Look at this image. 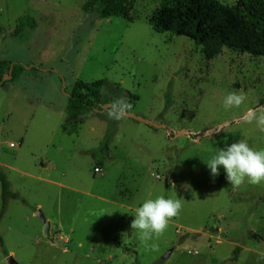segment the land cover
Returning a JSON list of instances; mask_svg holds the SVG:
<instances>
[{
    "label": "rangeland",
    "instance_id": "1",
    "mask_svg": "<svg viewBox=\"0 0 264 264\" xmlns=\"http://www.w3.org/2000/svg\"><path fill=\"white\" fill-rule=\"evenodd\" d=\"M86 2L0 0V59L27 69L0 88V170L26 200L10 199L0 221V264L9 256L18 264H264V183L230 185L223 168L213 177L206 165L239 140L264 149L255 122L264 58L225 49L207 60L194 41L153 31L148 19L161 0H135L134 22L86 15ZM26 16L36 28L18 34ZM101 79L105 110L123 101L167 130L123 115L102 149L106 122L65 113L76 80ZM231 92L245 99L225 109ZM158 195L181 208L153 251L131 229V213Z\"/></svg>",
    "mask_w": 264,
    "mask_h": 264
},
{
    "label": "trees",
    "instance_id": "2",
    "mask_svg": "<svg viewBox=\"0 0 264 264\" xmlns=\"http://www.w3.org/2000/svg\"><path fill=\"white\" fill-rule=\"evenodd\" d=\"M135 0H87L83 6L86 15H95L100 20L120 18L134 22ZM148 23L157 33H170L186 37L201 46L207 60H213L223 50H233L264 58V0H239L229 6L219 0H161ZM32 17L20 20L17 33L36 28ZM32 71L37 68L32 67ZM27 71L20 63H10L0 59V88L11 79ZM9 79V80H8ZM104 79L86 82L76 80L68 95L65 113L70 121H78L92 113L107 123L105 139L101 145L106 148L117 127V120L109 117L113 108H103ZM123 95L132 97L128 92ZM121 93V94H122ZM169 101H167V107ZM196 138V136H192ZM2 206L0 221L8 209L10 199L26 204L20 193L13 192L8 177L0 170ZM264 203V197L261 200ZM195 236V235H194ZM0 245L5 249L0 236ZM5 254L7 251L4 250Z\"/></svg>",
    "mask_w": 264,
    "mask_h": 264
},
{
    "label": "clouds",
    "instance_id": "3",
    "mask_svg": "<svg viewBox=\"0 0 264 264\" xmlns=\"http://www.w3.org/2000/svg\"><path fill=\"white\" fill-rule=\"evenodd\" d=\"M244 99V96L231 92L225 96L223 107H239ZM126 107L125 102L118 101L114 110L109 112V117L119 119ZM255 122L256 126L264 131V113L256 116ZM206 165L213 177L219 175L220 169L223 168L230 185H240L245 179L252 185L264 183V149L255 150L245 140L221 148ZM180 208L179 199L166 198L163 195L144 199L131 213L134 219L130 227L136 231L137 239L142 245L155 251L158 246L154 240L166 230L169 220L178 214Z\"/></svg>",
    "mask_w": 264,
    "mask_h": 264
},
{
    "label": "water",
    "instance_id": "4",
    "mask_svg": "<svg viewBox=\"0 0 264 264\" xmlns=\"http://www.w3.org/2000/svg\"><path fill=\"white\" fill-rule=\"evenodd\" d=\"M109 108H113L114 109V106L113 105H108ZM125 117L127 118H130L132 120H135L137 122H141V123H145L155 129H164V130H167V128L165 126H160V125H157L147 119H142L140 117H137L133 114H130L128 113L127 111L124 112L123 114ZM184 134H187L186 132H183ZM37 217L40 219V221L44 224V232L45 234L49 237L50 236V227H51V224L46 220V217L44 215V213L42 212V210H38L37 213H36ZM174 250H170L166 256H164V259H168L171 255V253L173 252ZM7 263L8 264H18V262L12 257V256H9L7 258Z\"/></svg>",
    "mask_w": 264,
    "mask_h": 264
},
{
    "label": "built area",
    "instance_id": "5",
    "mask_svg": "<svg viewBox=\"0 0 264 264\" xmlns=\"http://www.w3.org/2000/svg\"><path fill=\"white\" fill-rule=\"evenodd\" d=\"M101 171H102V169H101V168H99V167H97V168L95 169V173H96V174H100V173H101Z\"/></svg>",
    "mask_w": 264,
    "mask_h": 264
},
{
    "label": "crops",
    "instance_id": "6",
    "mask_svg": "<svg viewBox=\"0 0 264 264\" xmlns=\"http://www.w3.org/2000/svg\"><path fill=\"white\" fill-rule=\"evenodd\" d=\"M20 75V74H19ZM19 76H17L16 78H18ZM15 80V79H14ZM99 198V197H98ZM99 201H101L100 199H99ZM129 210H130V208H129ZM43 212V211H42ZM44 213V212H43ZM45 215V214H44ZM46 217V216H45ZM47 220V219H46Z\"/></svg>",
    "mask_w": 264,
    "mask_h": 264
}]
</instances>
